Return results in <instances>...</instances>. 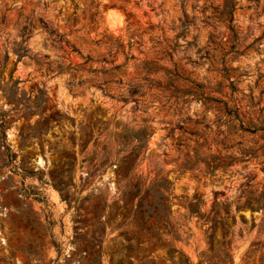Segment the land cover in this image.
Here are the masks:
<instances>
[{
	"label": "rangeland",
	"instance_id": "1",
	"mask_svg": "<svg viewBox=\"0 0 264 264\" xmlns=\"http://www.w3.org/2000/svg\"><path fill=\"white\" fill-rule=\"evenodd\" d=\"M188 262L264 264V0H0V264Z\"/></svg>",
	"mask_w": 264,
	"mask_h": 264
},
{
	"label": "trees",
	"instance_id": "2",
	"mask_svg": "<svg viewBox=\"0 0 264 264\" xmlns=\"http://www.w3.org/2000/svg\"><path fill=\"white\" fill-rule=\"evenodd\" d=\"M141 206V203H139V207ZM139 212H141L142 213V215L144 214V211H141V208L139 209ZM188 264H189V262H188ZM196 264H201V263H196Z\"/></svg>",
	"mask_w": 264,
	"mask_h": 264
}]
</instances>
